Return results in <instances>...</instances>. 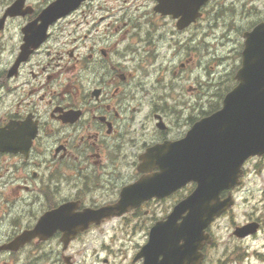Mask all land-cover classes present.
I'll list each match as a JSON object with an SVG mask.
<instances>
[{"label":"flooded vegetation","instance_id":"obj_1","mask_svg":"<svg viewBox=\"0 0 264 264\" xmlns=\"http://www.w3.org/2000/svg\"><path fill=\"white\" fill-rule=\"evenodd\" d=\"M56 1L0 0V246L49 217L115 205L148 148L219 109L226 85L201 73L213 32L244 29L241 48L264 22V0ZM254 164L264 155L219 194L232 205L206 228L200 264H264V167ZM151 203L66 243L46 225L49 236L0 252V264H141L125 241L146 238Z\"/></svg>","mask_w":264,"mask_h":264},{"label":"water","instance_id":"obj_2","mask_svg":"<svg viewBox=\"0 0 264 264\" xmlns=\"http://www.w3.org/2000/svg\"><path fill=\"white\" fill-rule=\"evenodd\" d=\"M63 1L58 0L53 9H61ZM245 36L242 64L235 75L238 84L225 96L222 109L195 124L182 141L156 146L143 156L139 170L145 172L146 161L151 160L159 173L143 176L123 189L115 206L82 215L119 216L193 182L192 193L151 228L140 253L144 264H177L187 255L193 258L204 240L203 230L222 209L215 199L211 204L208 200L236 183L245 158L264 151V24ZM89 221L84 218L76 223L96 222ZM44 227L40 224L36 230L44 235ZM37 234L25 233L9 248L16 249Z\"/></svg>","mask_w":264,"mask_h":264},{"label":"rangeland","instance_id":"obj_3","mask_svg":"<svg viewBox=\"0 0 264 264\" xmlns=\"http://www.w3.org/2000/svg\"><path fill=\"white\" fill-rule=\"evenodd\" d=\"M220 23L222 24L221 16H218L217 18H215V16L212 17L213 26ZM243 30L226 32L221 29L215 30L213 32V35L215 37L212 38L210 46V58L207 59L208 66L210 68H208L207 71L203 69L201 71V73L205 72V74H202L204 78H208V75L211 74L212 83L219 84L223 79H229V76H234V73L232 72L237 64L236 52L238 48L236 40H238L237 36L240 35ZM225 34H229L231 40L224 41L217 38L220 36H224ZM173 201L174 200L172 199H168L161 205L159 203H151L148 206V218L147 224H145V226H147V229L151 226L152 220L157 217H162L163 214L167 213L170 210L168 207L173 203ZM143 235H145V231L132 238L131 241H125L126 246L130 245L131 251L139 249V247H141L146 242Z\"/></svg>","mask_w":264,"mask_h":264},{"label":"bare ground","instance_id":"obj_4","mask_svg":"<svg viewBox=\"0 0 264 264\" xmlns=\"http://www.w3.org/2000/svg\"><path fill=\"white\" fill-rule=\"evenodd\" d=\"M174 52H175V51H174ZM235 81H236V80H235V78L233 77V78H232V82H235ZM150 211H151V210H150ZM152 212H153V211H152ZM140 213H141V212H140Z\"/></svg>","mask_w":264,"mask_h":264}]
</instances>
